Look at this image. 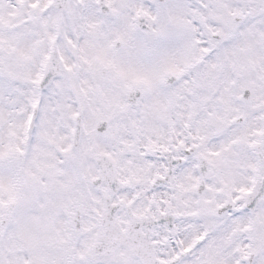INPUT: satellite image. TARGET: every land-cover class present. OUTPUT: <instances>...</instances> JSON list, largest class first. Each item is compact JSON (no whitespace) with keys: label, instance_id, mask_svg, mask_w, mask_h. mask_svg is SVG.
<instances>
[{"label":"snow or ice","instance_id":"1","mask_svg":"<svg viewBox=\"0 0 264 264\" xmlns=\"http://www.w3.org/2000/svg\"><path fill=\"white\" fill-rule=\"evenodd\" d=\"M0 264H264V0H0Z\"/></svg>","mask_w":264,"mask_h":264}]
</instances>
